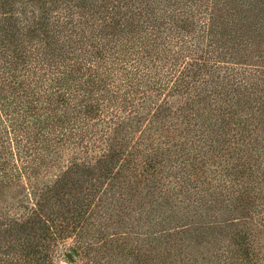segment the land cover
I'll list each match as a JSON object with an SVG mask.
<instances>
[{
    "label": "trees",
    "instance_id": "16d2710c",
    "mask_svg": "<svg viewBox=\"0 0 264 264\" xmlns=\"http://www.w3.org/2000/svg\"><path fill=\"white\" fill-rule=\"evenodd\" d=\"M16 3L0 264H264V0Z\"/></svg>",
    "mask_w": 264,
    "mask_h": 264
},
{
    "label": "rangeland",
    "instance_id": "374dc122",
    "mask_svg": "<svg viewBox=\"0 0 264 264\" xmlns=\"http://www.w3.org/2000/svg\"><path fill=\"white\" fill-rule=\"evenodd\" d=\"M16 1L23 2L24 0H0V10H1V8L11 7L13 12H15V10H17L18 5H19L16 3ZM12 4H14L13 5L14 8L15 7H17V8L14 9L11 6ZM7 10H9V9H7ZM174 100H176V99H174ZM254 218H256L258 222L264 224V207L259 211V214H257V215L254 214ZM74 241H75L74 239H69L64 243V246L67 250L65 257L69 258L72 261V263L77 262V264H81L82 263V261L80 260L81 257L79 255V252L75 249L76 245H75ZM64 259L61 262H57V264H67V263H65Z\"/></svg>",
    "mask_w": 264,
    "mask_h": 264
}]
</instances>
